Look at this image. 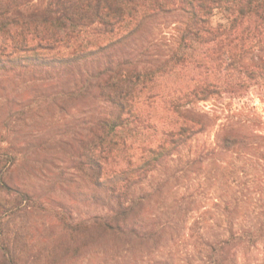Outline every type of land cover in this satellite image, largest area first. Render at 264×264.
I'll return each mask as SVG.
<instances>
[{
	"label": "trees",
	"instance_id": "1",
	"mask_svg": "<svg viewBox=\"0 0 264 264\" xmlns=\"http://www.w3.org/2000/svg\"><path fill=\"white\" fill-rule=\"evenodd\" d=\"M194 67L201 73L187 75ZM183 73L184 80H176ZM0 91L3 130H16L20 121L42 126L33 149L2 139L0 264H68L64 243L41 257L17 223L30 206L23 207L21 195L34 192L12 179L22 161L37 163L45 176L47 165L63 158L97 190L95 202L103 197L107 211L89 219L57 212L70 239L149 237L146 202L162 186L138 189L212 127L214 146L186 156V164L214 155L221 162L217 176L234 192L229 200L214 199L228 226L256 200L263 210L245 232L228 227L212 239L201 237V264H227L235 245L264 238V121L248 113L245 102H226L264 92V0H0ZM149 100L165 104L169 119L155 143L131 152L123 132L140 121V107ZM207 101L213 112L198 108ZM195 201V195L184 200ZM206 213L195 225L206 222Z\"/></svg>",
	"mask_w": 264,
	"mask_h": 264
},
{
	"label": "rangeland",
	"instance_id": "2",
	"mask_svg": "<svg viewBox=\"0 0 264 264\" xmlns=\"http://www.w3.org/2000/svg\"><path fill=\"white\" fill-rule=\"evenodd\" d=\"M219 19L218 14L214 20ZM200 71L201 68L194 67L187 75H197ZM185 76V73L179 74L176 80H184ZM0 94L4 95L5 92L0 91ZM242 100L226 99V102H233L235 107L245 102L247 112L264 121V92H250ZM155 101H147L149 105L144 103L140 107V121L132 123L123 132L130 139L131 152H140L143 147L155 143L166 127L169 117L165 104ZM212 107V101L201 102L198 106L199 109L210 112H213ZM5 111L6 102L0 98V147L7 145V141L2 139L8 137L18 149H33L40 141L38 129L42 126L36 123L28 126L20 121L21 124L16 130H3ZM220 115L223 116V113ZM215 132L216 128L212 127L197 134L180 151L177 158L162 162L138 189L141 194L150 188L162 186V190L155 192L151 201L146 202L150 211L145 217L146 223H149L148 228H151L149 237L106 235L97 236L92 241L82 234L81 237L70 239L58 219L57 212L66 213L70 220L89 219L107 211L103 205V197L95 202L91 193L97 190L80 171L72 167L73 163L64 161L63 158L53 166L47 165L51 172H43L45 176L37 163L30 159L22 161L14 170L12 179L21 188L34 191L30 196L21 195L23 207L30 206L21 210L17 216V223L23 226L25 240L29 241L33 251L39 250L40 256L46 258L51 255L49 252L54 245L64 243L69 248L64 256L68 264H162L167 260L173 264H201V237L212 239L218 232H225L223 229L228 227L238 233L243 229L245 232L253 226L258 212L263 210L260 201L256 200L255 207L248 205L247 215L241 210L237 218L231 216V226H228L221 220L214 199L220 196L229 200L234 192L229 182L224 184L226 179L222 182L217 176V167L221 162L214 155L204 161L199 159L190 165L186 164V156L195 157L201 149L214 146ZM27 137L28 142L25 140ZM238 164L241 165L242 161H238ZM67 185L69 190L65 188ZM5 194L11 199L16 197L15 192ZM188 195H195L198 201L185 203ZM183 202L182 208L176 210L177 204ZM185 208L191 210L184 211ZM204 211H207L206 222L195 225V221L203 216ZM191 226L196 229V238L189 235L192 232ZM76 246L79 248L77 252L73 251ZM227 264H264V238L256 243L247 239L235 245Z\"/></svg>",
	"mask_w": 264,
	"mask_h": 264
}]
</instances>
